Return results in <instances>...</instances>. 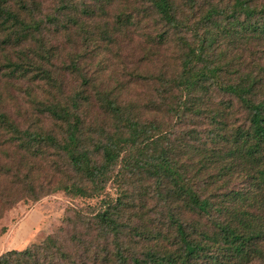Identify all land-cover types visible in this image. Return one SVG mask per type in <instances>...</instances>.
<instances>
[{
    "label": "trees",
    "instance_id": "1",
    "mask_svg": "<svg viewBox=\"0 0 264 264\" xmlns=\"http://www.w3.org/2000/svg\"><path fill=\"white\" fill-rule=\"evenodd\" d=\"M137 1L151 6L167 32L186 26L171 0ZM186 1L194 11L196 0ZM32 2L0 0V57L5 61L1 69L9 80L25 79L30 73L53 79L44 66L50 65L56 49L47 46L44 22L35 20ZM204 12L200 22L205 31L199 32L198 26L191 29L194 38L185 43L182 71L173 81L183 92L167 112L179 119L186 113L204 114L214 125L210 140L227 145L224 160L228 164L220 169L235 170L245 186L218 194L221 189L213 188L218 179L211 173L201 175L221 159L217 149L207 150L205 143L203 148L191 145L187 163H181L174 149L161 147L160 124L142 123L111 92L104 93L99 102L112 126L110 131L102 130L97 140L83 134L78 103L82 92L63 101L55 93L51 102L38 103L41 114L62 129L60 141L51 134L21 129L0 107V151L8 157L0 161V178L18 168L11 148L32 158L52 148L65 158L63 171L56 172L62 181L51 183L49 178L46 187H41L43 193L34 195V202L58 191L74 198L98 197L125 152L130 154L121 160L119 176L123 171L136 173L154 182L150 192L144 191L154 202L150 209L144 204L126 216L124 203L117 200L91 217L66 216L63 225L74 230L67 243L52 235L39 245L1 254L0 264H264V65H260L264 57L254 58L256 53L264 55V0H234L223 7L209 3ZM223 45L225 50L215 53ZM232 45H251L254 59L239 57L241 63L234 64L228 53ZM69 69L79 72L77 63ZM212 90L228 99L209 106ZM236 114L241 120L231 125ZM38 148L45 152H37ZM195 156L197 161H193ZM68 172L74 180H63ZM4 192L0 187V196ZM151 212L155 217H149Z\"/></svg>",
    "mask_w": 264,
    "mask_h": 264
},
{
    "label": "rangeland",
    "instance_id": "2",
    "mask_svg": "<svg viewBox=\"0 0 264 264\" xmlns=\"http://www.w3.org/2000/svg\"><path fill=\"white\" fill-rule=\"evenodd\" d=\"M233 1L196 0L194 11H190L186 0H171L175 12L185 18L186 26L183 30L167 32L151 6L137 0H33L35 20L44 22L43 35L47 46L56 49L51 54L50 65L44 66L53 79L35 77L30 73L25 79L9 80L1 69L5 61L0 57V107L19 122L21 129L51 134L60 141L62 129L46 114H41L38 103L51 102L55 93L59 94L58 100L63 101L76 92H82L78 103L83 134L85 138L97 140L102 130L110 131L112 126L111 117L102 111L99 102L104 93L111 92L117 103L128 106L131 114L142 123L160 124L164 134L161 147L174 149L181 163H187L191 145L198 147L205 143L207 150L217 149L221 159L201 175L211 173V177L218 179L213 187L221 189L216 191L218 194L241 190L245 185L235 170L224 172L220 169L228 164L224 160L227 145L210 140L208 135L214 129L210 120L204 114L194 117L186 113L179 119L167 112L168 105L175 104L183 92L173 81L182 71L185 43L194 38L191 29L198 26L199 32L205 31L200 20L209 3L223 7ZM240 18L243 19L242 16ZM225 48L223 45L215 53ZM253 51L251 45L243 48L232 45L228 53L234 64L241 63L239 57L242 60L264 57L256 53L253 58ZM73 63L78 64L79 72L69 69ZM260 65H264V61ZM227 99L218 90H212L207 104L216 107ZM240 120L241 116L236 114L230 124L237 125ZM42 149L38 148L37 152H45ZM9 150L18 159V168L0 178V187L5 190L0 196V255L39 245L56 234L66 242L74 230L71 225H63V221L75 213L91 217L103 211L107 204L116 205L117 200L124 203L126 216L137 212L144 204L146 209L154 205L149 199L151 194H144L145 190L150 192L153 189L152 180H143L136 173L124 171L119 176L121 160L128 157V152L121 155L98 197L74 198L58 191L40 196L34 202V195L43 193L41 187H46L49 178L51 183L62 181L56 172L63 171L65 158L52 148L46 150L48 156L45 152L44 156L37 158L21 149ZM3 151L8 152L7 149ZM198 159L195 156L193 161ZM3 160L8 161V157L0 151V161ZM74 178L68 172L63 180ZM149 217H155L154 213H149ZM60 228L62 231H58Z\"/></svg>",
    "mask_w": 264,
    "mask_h": 264
}]
</instances>
